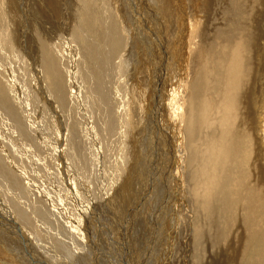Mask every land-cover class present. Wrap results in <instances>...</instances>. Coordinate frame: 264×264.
Returning a JSON list of instances; mask_svg holds the SVG:
<instances>
[{
    "label": "rangeland",
    "instance_id": "1",
    "mask_svg": "<svg viewBox=\"0 0 264 264\" xmlns=\"http://www.w3.org/2000/svg\"><path fill=\"white\" fill-rule=\"evenodd\" d=\"M135 1L138 4L140 2V0ZM147 1L150 3L143 5L142 2L143 8H141V5L136 7L137 3L134 4L133 0H0V86L5 90V97L0 98V188H6L5 191L0 189V264H129L131 260L133 263L135 253H138L137 257L140 259L138 264H235L239 260V254L243 252L244 245V240L239 239V235L243 234V229H238L239 234L236 241H234L235 237L231 238V243L233 242V245L236 246L234 252H237L238 256L229 257L224 251L217 250L212 240H204L196 236V230L200 227L196 224L205 220V214H192L191 206L187 205L186 195H183L182 198V194L176 195L175 190H170V197H168L169 191L166 184L170 185L171 183L172 186L175 183L170 172L172 156H170L171 152L166 150V144H163L166 151L161 147L159 152L155 141V139L157 140L156 130L154 132L152 122L159 120L158 101L162 102V98H159L161 93H158L157 90L161 85V92H163L165 83L166 88L170 85L178 88L179 93H175V96L179 105L174 103L173 99L172 105L175 110L177 109L178 117L183 123L187 117L185 103L182 105V102H186L188 96L185 95V92L184 97L181 98L183 88H180V84L188 75H191V71L195 67V46L193 43L191 45L189 43L194 23L196 25L198 21H202L201 18L204 14L206 15L208 22L203 25L206 24L204 29H207L208 40L212 41H208V43L214 45L216 50L221 52L224 45L228 47L226 41H233L236 32L242 30L243 23L240 24L242 19L234 14H228L225 18L224 7L217 6L213 4L214 2L209 5V0L200 1V3H207L206 8L201 7L199 3L195 8H192L190 6L192 0H184L185 5L181 0L179 4L181 7L182 4L184 5L182 8L175 3L178 0ZM165 3L171 8L167 7ZM258 3V10H261H257V13L260 14L256 15V21L260 20L254 22L258 26L256 25L253 29L260 32V30H264V0H258ZM150 6L154 7L150 8ZM174 12L180 15L176 27L174 26ZM170 18H172V25L169 24ZM240 25H242L241 28ZM157 35H160L165 43L163 40L161 42ZM218 39L221 43L218 42ZM253 42L255 49H253V53L256 58L255 72L257 73L255 89L257 88L256 98H259L255 114L260 116L258 124H261L260 127L263 125L261 127L263 129L264 47L261 45H264V38H255ZM175 46H177L176 49ZM172 51H175V54L171 53ZM166 52H169V59H167ZM246 55L245 58L248 59L249 53ZM74 56L78 57L74 58ZM183 59L184 61H182ZM74 60L76 61L73 68H70L71 62ZM167 64H169L168 67ZM188 67L190 70L187 71ZM175 68L177 69L175 70ZM71 69H74V72L77 70L75 73H80L76 78L80 96L78 95V102L70 100L73 106L69 107L68 92L71 82L67 74L72 72ZM51 76H54L52 82L56 81L55 83L51 82ZM179 78L181 81L183 78V81L181 82ZM169 82L173 83L169 85ZM80 85L83 88L80 89ZM170 92L173 93L172 90ZM82 93L83 97H81ZM115 94L120 96L118 104L111 101ZM82 100L84 101L82 109H86L89 117L94 118V126L101 144V147L98 146L100 151L97 149V154H100L98 165L100 163L101 165L92 167V172L89 170L84 172L85 174L83 173L81 184L83 189L81 191L84 192L85 188L87 191L88 187L94 188L92 193L96 195L95 192L99 189L98 183L105 180H102V177L115 171L121 179V183L118 184L122 196L121 199L117 198L120 196L118 191L117 197H111L107 202L109 208L108 206L102 207L103 210L106 208L104 212L99 213L98 208H95L97 210L95 212L98 213H96L97 221L91 234L93 239L91 240L89 236L85 239L84 236L79 235L80 233L77 234L82 237H80L81 241L85 240L86 245L79 242L73 233L75 230L72 225L79 224L78 217L72 220L71 215L73 214H66V208H68L66 206H73V204H70L68 199L65 200L66 197L62 192L61 196L58 195L59 198H57L49 188L50 184L57 182V177L53 175L52 171L54 163L48 159L52 145H55L57 149L58 145L65 146L66 148L61 152L66 155V158L60 159L59 166L71 175L81 169L75 167L76 164H73L74 159L72 160V158L75 155L78 159L81 158L80 149L84 151L85 147H88V143L84 142L85 137L80 133L83 126L87 127V122L84 123L82 116L84 109H79ZM85 105L86 107H84ZM118 107L120 110L116 111ZM55 110L58 111H56V115H54ZM155 111L158 112V115H155L156 118L153 117ZM116 112L120 113L119 119ZM213 114V118L216 117L218 121L220 113L213 112ZM160 117L163 121V115ZM32 120H35L34 123ZM51 125L55 128V133L52 135L55 137L54 140L53 138L49 139L50 135L48 137L46 133V131H51ZM107 126L108 129H106ZM217 126L221 132L220 126ZM37 129L39 131H36ZM40 131H44L46 134L43 135V132ZM61 132L67 135L60 137ZM210 132H213L214 137H218L215 130L211 129ZM257 134L261 150L264 151V146L260 143L264 136L260 133ZM174 137L176 138L175 135ZM206 142V137L202 136L201 152L206 151ZM67 148H70V152L67 151ZM72 154L73 156L70 157ZM85 154L92 155V152L87 150ZM132 158L134 159L132 160ZM258 159H260V154ZM79 161L82 162L81 159ZM94 162H96L95 158ZM258 162H262L259 165L264 169V161L258 160ZM201 163L202 161L198 162L195 169ZM261 168L259 166V174L262 171ZM121 171L122 173H120ZM6 173H14V176L18 178V185H21H19L20 192H17L19 188H16L14 193L12 192L11 189L16 187V183L6 180L3 175ZM188 179L191 181L190 176ZM48 181L50 184L46 185ZM45 194L54 200V207L52 209L48 202V208L43 209L45 214L43 211L40 215L38 209L45 203ZM73 199L75 198L71 200ZM195 205L199 207L197 203ZM87 206L88 203L86 204L84 199L81 200L80 208L83 217H88ZM85 211L87 212L85 213ZM68 223L73 229L68 228ZM91 223L92 221H90ZM13 224L14 226H12ZM18 228L22 229V232ZM26 231L28 235L24 238L22 236H25ZM170 233L176 235L171 236ZM112 234L113 236H111ZM120 234L124 237H121ZM31 235H34V238ZM21 244L23 245L21 246ZM196 253L199 256H196ZM168 256L169 258H167ZM30 257L31 259H29ZM84 259L87 261L85 262Z\"/></svg>",
    "mask_w": 264,
    "mask_h": 264
},
{
    "label": "bare ground",
    "instance_id": "2",
    "mask_svg": "<svg viewBox=\"0 0 264 264\" xmlns=\"http://www.w3.org/2000/svg\"><path fill=\"white\" fill-rule=\"evenodd\" d=\"M133 1H134V4L137 3V4H135L136 7H138V5L139 6L141 5L140 6L141 8H143L142 2H143V5L150 3L147 0H140L139 4L137 1H135V0H133ZM155 1L159 2L160 0H155ZM173 1H175V0H173ZM200 1L201 0H192L190 6L192 8H195L197 3H199V5L201 7L206 8L207 3L206 2L200 3ZM212 2H214L213 4H215L217 6L224 7L225 11H223V12H226L225 18L228 16V14H230V15L234 14L237 17L239 16V18L242 19L241 20L242 22H240V24L243 23L242 30L240 32H236L237 34L235 32H233L236 34L234 38H233V36L228 35V37L230 36L233 38V41L232 40L226 41L228 44V47H226L225 45L222 47V45H221L223 50L219 47L221 49V52H218L216 50V48L214 47V45H210L208 43V41H210V40H208V37H207V29L206 28L204 29V26L206 24L203 25V23L208 22L206 15L204 14L203 18H201L202 21H198V23L196 25L194 23V25L191 29L192 32L190 33L189 43H190V45L193 43L195 46V51H194V56H195L194 66L195 67H193L194 69L191 71L190 76L189 75H188V77L185 76L186 79L184 81L182 78L183 82L179 78L180 81L182 82V84H180V88H183L182 89L183 93H182L181 98L184 97L183 94L185 92L187 93V94L185 93V95L188 96L186 99V102H182V105L185 103L184 108H186L187 117L183 123L180 120V118L178 117V113L176 112L177 109L175 110V107L172 105V99H173L174 103H177V105H179L177 102V97L175 96V93L178 92V88H176V86L170 85L174 81L169 82L170 86H168L167 88H166V83H165L163 85V92H161V85H160L158 88L159 90H157L158 93H161V95H159V98H162V102L158 101L159 102V105H158L159 106V120L158 119L155 121L153 120V122H152L154 124L153 125L154 126V132L156 130L157 140L155 139V141L157 142V146L159 147V152H160L161 147L165 150L163 144H166V146L168 147L167 148L165 146L166 150H169L171 152L170 156H172V159H171L172 164L170 167V172L173 176V179L175 180V183L172 184L173 187L171 186V183H170V185L166 184V188L169 191L167 193L168 197H170V190H175L176 195L182 194V198H183V195H186L187 205L191 206L192 214H194V215L205 214V220L203 222H198L196 224V225H200V227H198V229L196 230V234H197L196 236L200 239L212 240L213 241L212 243H213L214 247L217 248V250H219V251L222 250L226 253L227 256H229V257L233 256L235 258L236 256H238L237 255L238 253L234 252V251H236V246H235V244L233 245V242L231 243V238L235 237L234 241H236L238 234H239L238 229L241 228V229H243L242 230L243 234L239 235V239L244 240V245L242 248L243 252H241V254H239L240 258L238 257L239 260L235 264H264V185H263L264 172H262V171H264V169L261 168L262 167L261 165H259L262 162H258V160L264 161V151L261 150V147H260L261 145H259V140H258V136H257L258 135L257 133H260V135L263 134V136H264V127H263V129H261V127L263 125L260 127L261 124L260 125L258 124V120L260 119V116H258V114H255L256 113L255 108L256 109L258 108V107H256L257 106V99L259 100V98H256V89L257 88L255 89V79L257 78V73L255 72V65H256L255 59L256 58H254V53H253V49H254V42L253 41L255 40V38H260V37L264 38V30H260L261 26H260V28L258 27L260 32L256 29H253L257 25V23L255 25L254 22L256 21V15L258 14L257 10H258V4L259 3H258V0H209L208 4L210 5ZM175 3H177V4L181 3V0H178ZM192 3H194V4H192ZM183 4H184V0H183ZM183 4H182V7L185 5V4L184 5ZM179 5H180V8H182L181 4H179ZM151 7L152 6H150V8ZM167 7L171 8L169 5H167ZM259 10H261V9H259ZM136 12H137V9H136ZM193 14L196 15V13H194V12H193ZM173 15L176 19V20L174 19V21H175L174 26L176 27L177 23L180 20V15L176 12H174ZM171 19L172 18H170L169 24L172 23ZM236 19H238V18H236ZM196 20H198V19H196ZM227 20L229 21L228 18H227ZM258 20H260V19H258ZM262 20H263V18H262ZM174 26H173V28H174ZM241 26L242 25H240L239 27L241 28ZM236 28H237V25H236ZM215 30H216V28H215ZM171 34L173 36V33H171ZM215 35L217 36V34H215ZM174 36H175V34H174ZM216 36H214V37H216ZM158 37L161 40V42L163 40V43H165L164 39L161 38L160 35L159 36L157 35V38ZM175 38H177V37H175ZM68 40H69V37H68ZM182 42H183V40H182ZM210 42H212V41H210ZM218 42H220V40ZM178 45L181 46L180 43H178ZM211 46H213V47H211ZM258 46H260V45H258ZM261 46L264 47L263 44ZM176 48H177V46H175V49ZM182 48H184V47L182 46ZM189 48H191V47H189ZM257 50H259V49H257ZM260 50H262V49H260ZM68 51H69V49H68ZM72 51H73V49H72ZM169 51H171V50H169ZM188 51H190V50H188ZM171 53L175 54V51H172ZM248 53H249L250 57L248 59H246L245 56H247L246 54H248ZM43 54H46V53H43ZM71 56L73 57L72 54H71ZM166 56H167V59H169L168 58L169 52H166ZM185 56H186V54H185ZM185 56H183V57L185 58ZM77 57L74 56V58H77ZM177 60H179V58ZM75 61L76 60H74V62H71L70 68H73ZM182 61H184V59ZM182 61H180V62H182ZM188 63H189V61H188ZM179 64H181V63H179ZM168 66H169V64H167V67ZM185 66H183V67L185 68ZM259 66H261V65H259ZM67 68H68V66H67ZM176 69L177 68H175V70ZM188 70H190V68L187 69V71ZM262 71H263V68H262ZM75 72L73 69L72 72L67 74V75H69V79L71 82L70 87H69V92H68L69 107L73 106V104H71L70 100L71 101L73 100L74 102L76 100V102H78L79 100L77 101V99L80 96L79 90L77 89V86H76V84H77L76 78L79 77L80 73H75ZM166 73L168 74V71H166ZM77 75H78V77H77ZM53 77L54 76H51V78H50L51 82L54 81ZM80 77H82V76H80ZM172 79H174V78H172ZM261 79H263V78H261ZM180 81H179V83H180ZM55 82H52V83H55ZM186 84H187V87H185ZM2 85H4V84H2ZM81 88H83L82 85H80V89ZM171 90L173 91V93L170 92ZM116 93H117V91H116ZM4 94H5V90H3V87L0 86V98L5 97ZM117 95H119V94H117ZM117 95L115 94L114 97H112L111 101L112 102L114 101L118 104V101L120 100V96H117ZM81 97H83V93H82ZM159 98H158V100H159ZM174 99H175V101H174ZM262 99L264 100V98H262ZM88 100H90V99H88ZM127 100H129V99H127ZM260 100H261V98H260ZM182 101H183V99H182ZM83 103H84V101L82 100V104H80L81 107L79 106L80 110L84 109V108L82 109ZM74 107H77V106H74ZM84 107H86V105ZM121 107H123V106H121ZM146 107H147V105H146ZM26 108L29 109L27 106H26ZM150 108H151V106H150ZM85 110L86 109L83 110L82 116H83L84 123H85V121L87 122V127L83 126L82 127L83 130L80 129V133L82 134L81 136L85 137L84 142L88 143V147H85L84 151H82V149H80V152L82 153V155H81V158H79V159H81L82 162H80V161L78 162L79 159L76 157V155L74 156V158H72V160L74 159L73 161L75 162V163L73 162V164H76L75 167L77 169L81 168V169H79L80 171L76 170V173L72 174V175L69 173H66L63 170V168L61 166H59L60 165V163H59L60 159H63L64 157L66 158V155L61 152V151H64V148H66V147L58 145L59 148L57 149V148H55V145H52L51 149L49 150V151H51L50 152L51 154L50 153L48 154V156H49L48 159H49V161H51V162L53 161V163H54V165L52 166L53 167L52 171H53V175H55L57 177L56 178L57 182L54 184H50L48 181V182H46V185H48V183L50 184L49 188H51V190L53 191V195H55L57 198H59L58 195L61 196V192H62L63 195L66 197L65 200L68 199V202L69 203L71 202L70 204H73V206H70V205L66 206V207H68V208H66L67 209L66 214L67 213L73 214V215H71L72 220H73V218L75 220L78 217L79 224L77 223V226H76V223H74L72 225V226H74V230H75V231H73V233L77 236L79 242H83L86 245L85 240L81 241L80 239L82 238L81 236H84L85 239H87L88 236L91 237V240L93 239L91 234H92V229L96 225V221H97V217H96L97 214L96 213H98V212H95V211H97V210H95V208L96 207L98 208L99 213L104 212V210L106 208L103 210L102 207L104 208L105 206L106 207L108 206L107 202L109 201V199L111 197H117L118 196V194H117L119 191V184L118 183L119 182L121 183V179H119V176L117 175L118 173L114 171V172H111L110 175L108 173L109 176L108 175H105V176L103 175L104 177L101 176L102 180L103 179H105V180L100 184L98 183L99 189L96 190V192H95L96 195H94L92 193V190L94 188L92 189V188L88 187L89 185L87 186L88 187L87 191H86V188L84 189V192L81 191L83 189V185H81L82 179H83L82 175L84 172L86 173V171H89V170H90V172H92L93 171L92 167H95L99 164L100 154L99 153L97 154V152H98L97 149L99 150V147H101V144L99 142V136H98L96 128L94 126L95 125V122L93 121L94 118H92V117L90 118ZM119 110H120V108L118 107L116 111H119ZM56 111L57 110L54 111V115H56ZM148 111H150V110H148ZM51 112H53V111H51ZM213 112H219L220 113L221 117L219 116L220 119L218 121L216 120L217 119L216 117L213 118V116H212ZM116 113H118L117 114V117H118L120 115V113L119 112H116ZM157 113L155 111V113L153 114L154 118H156L155 115H158ZM263 114L264 113L262 112V115ZM149 115H150V113H149ZM160 115H163V117H164L163 121H161ZM51 118H53V117L51 116ZM57 118H58V115H57ZM261 118H262V116H261ZM71 119H72V117H71ZM118 119H119V117H118ZM33 121H35V120H32V122ZM56 121H54V122H56ZM181 123H183L182 124L183 127H182ZM62 124H63V122H62ZM53 125H51L52 127H50L51 131H48V132L46 131V133H47L48 137L50 135L49 139L53 138V140H54L55 137H52V135H54V133H55V128L53 127ZM120 125H121V123H120ZM217 125L220 126L221 132L219 131ZM32 126H34V125H32ZM63 126H65V125H63ZM26 128H28V127H26ZM70 128H72V127L70 126ZM38 129L36 131H39ZM106 129H108V126ZM211 129L215 130L217 132L218 137H214L213 132H210ZM100 130H102L101 127H100ZM40 132H43V135L46 134L44 131H40ZM99 132H102V131H99ZM33 134H35V133H33ZM61 135L64 136L67 134L66 133L63 134L61 132L60 137H61ZM174 135L176 136V138L174 137ZM70 136H69V139H70ZM120 136H121V134H120ZM202 136H205L207 139V142H206L207 143V149L205 152H201V150H200V146H201L200 143H201V137ZM164 138H166V139H164ZM261 138H259V139H261ZM38 139H40V138H38ZM51 143H54V142H51ZM260 143H262V145L264 146V139ZM54 144H56V143H54ZM74 144H76V143H74ZM63 145H65V144H63ZM87 150H91L92 155H86L85 153L87 152ZM28 151H30V150H28ZM67 151L70 152V148H67ZM262 152H263V154H262ZM132 153H134V152H132ZM259 154H260V159H258ZM33 156L35 157V155H33ZM72 156H73V154L70 157H72ZM44 158H46V157H44ZM94 158H95L96 162H94ZM133 159L134 158H132V160ZM104 161H103V163H104ZM200 161H202V163L198 165L197 169H195V165ZM118 164H119V161H118ZM100 165H101V163H100ZM100 165H98V167ZM120 165H122V164H120ZM259 166L262 170V171H260L261 177H260V174L258 173V170H260ZM58 167H61V168H58ZM3 168H1V169L4 171ZM112 168H113V166H112ZM101 169H103V168H101ZM101 169H100V171H101ZM49 170H51V168ZM12 171L14 172L13 168H12ZM21 171H23V169H21ZM106 171H107V169H106ZM109 171H110V169H109ZM170 172H169V174H170ZM95 173H96V171H95ZM120 173H122V171ZM171 174H170V177H171ZM3 175L5 176L4 178H6V180H8L10 182L15 181L16 187L14 186L15 188L11 189L12 192L14 193V191H16V188H19V185H20V184L18 185V178H16L14 176V173L13 174L12 173H6ZM188 176L191 177V181H189ZM42 178H44V177H42ZM96 178H97V176H96ZM2 181H4V180H2ZM42 182L44 183V181H42ZM87 184H89V183H87ZM169 186H171V187H169ZM42 187H44V186H42ZM47 188H48V186H47ZM169 188H171V189H169ZM5 189L6 188H2L1 190L5 191ZM20 191H21V189L19 188L17 190V192H20ZM99 192H100V194H99ZM3 194H5V193H3ZM45 195H46L45 203L43 206H41L42 208L39 207V209H38V211H40L39 212L40 215L44 211L43 209L48 208L49 205H51L50 207L52 209L54 207V205H53L54 200L51 199V196H49L47 194H45ZM119 195H120V191H119ZM176 195H175V197H176ZM13 196L15 197L14 194H13ZM84 196H86V197H84ZM120 196H118L117 198L121 199L122 196L121 197ZM72 198H75V199L71 200ZM98 198H99V200H98ZM83 199L85 200L86 204L88 203V206H87L88 212L85 211V213L86 212L88 213V217L82 216V212H81V208H80V202ZM50 200H52V201H50ZM105 200H107L106 203H105ZM178 200H180V199H178ZM48 202H49V205H48ZM172 202H173V200H172ZM196 203L198 204L199 207H196V205H195ZM7 205H8V203H7ZM32 205H33V203H32ZM33 206L36 207V205H33ZM108 208H109V206H108ZM8 212H9V210H8ZM44 214H45V211H44ZM63 214H65V213H63ZM64 216L65 215H63V217ZM65 218H66V216H65ZM171 218H172V216H171ZM8 220L11 221V219H8ZM34 221L37 222L36 220H34ZM69 221H70V219H69ZM90 221H92L91 224H90ZM8 223H9V221H8ZM70 223H68L67 226H68V228L73 229V227H71ZM12 226H14V224ZM19 226H17V227H19ZM27 226H28V224H27ZM120 226L122 227V225H120ZM22 228H23V226H22ZM19 230L21 231L22 229H19ZM21 232H20V234H21ZM25 233H27V231ZM25 233H24L25 236H22L23 234L21 235L24 238L28 235V233L27 234H25ZM29 234H31V233H29ZM77 234H79L81 236H79ZM121 235L122 234H120V236ZM170 235H171V233H170ZM173 235H176V234H172L171 236H173ZM111 236H113V234ZM31 237L34 238V235H31ZM121 237H124V236H121ZM154 237H155V235H154ZM184 237H185V235H184ZM26 239H25V241L28 240V239L27 240ZM19 240H20V238H19ZM22 245L23 244H21V246ZM28 245H29V243H28ZM32 245L34 246L33 242H32ZM166 246H167V244H166ZM127 248H129V247H127ZM164 248H165V246H164ZM23 249H24V247H23ZM188 249H190V248H188ZM195 249L197 250V248H195ZM237 249L240 250L239 248H237ZM166 251H167V249H166ZM32 252H34V251H32ZM170 252H172V251H170ZM229 254H231V255H229ZM31 255H32V253H31ZM137 255H138V253L134 254L133 263H131L132 262V260H131L129 262V264L130 263L131 264L140 263V259L137 257ZM165 255H166V253H165ZM226 255L224 254V256H226ZM26 256L28 257L27 251H26ZM196 256H199V254L196 253ZM167 258H169V256ZM29 259H31V257ZM165 259H164V261H166ZM126 260H128V259H126ZM84 261H85V259H84ZM182 264H184V263H182Z\"/></svg>",
    "mask_w": 264,
    "mask_h": 264
}]
</instances>
